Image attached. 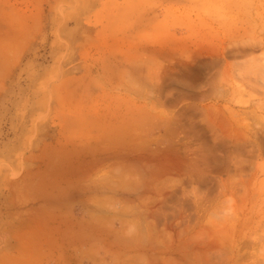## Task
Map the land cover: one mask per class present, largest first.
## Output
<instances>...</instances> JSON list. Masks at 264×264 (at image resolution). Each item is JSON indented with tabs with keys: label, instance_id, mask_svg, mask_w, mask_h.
Listing matches in <instances>:
<instances>
[{
	"label": "rangeland",
	"instance_id": "374dc122",
	"mask_svg": "<svg viewBox=\"0 0 264 264\" xmlns=\"http://www.w3.org/2000/svg\"><path fill=\"white\" fill-rule=\"evenodd\" d=\"M0 264H264V0H0Z\"/></svg>",
	"mask_w": 264,
	"mask_h": 264
}]
</instances>
